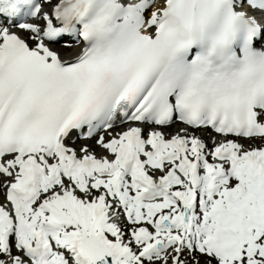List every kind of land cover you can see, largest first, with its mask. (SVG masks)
Wrapping results in <instances>:
<instances>
[{
  "label": "snow or ice",
  "instance_id": "6c2138e0",
  "mask_svg": "<svg viewBox=\"0 0 264 264\" xmlns=\"http://www.w3.org/2000/svg\"><path fill=\"white\" fill-rule=\"evenodd\" d=\"M0 264H264V0H0Z\"/></svg>",
  "mask_w": 264,
  "mask_h": 264
}]
</instances>
